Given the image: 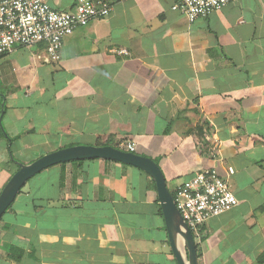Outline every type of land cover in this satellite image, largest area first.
<instances>
[{
  "label": "crops",
  "instance_id": "0c3cea01",
  "mask_svg": "<svg viewBox=\"0 0 264 264\" xmlns=\"http://www.w3.org/2000/svg\"><path fill=\"white\" fill-rule=\"evenodd\" d=\"M77 1L49 0L58 10ZM175 2L115 4L65 38L60 61L43 43L0 55V192L18 169L10 149L20 160L134 141L171 192L204 169L226 177L231 166L239 204L203 225L198 262L264 264V0L235 1L192 23ZM10 247L23 251L20 260ZM0 264L177 260L155 180L96 158L53 165L25 184L0 220Z\"/></svg>",
  "mask_w": 264,
  "mask_h": 264
},
{
  "label": "built area",
  "instance_id": "2783aa9c",
  "mask_svg": "<svg viewBox=\"0 0 264 264\" xmlns=\"http://www.w3.org/2000/svg\"><path fill=\"white\" fill-rule=\"evenodd\" d=\"M126 0H78L71 10H58L49 0H0V55L15 46L43 43L48 59L60 61L63 43L76 29L92 20L107 17L115 4ZM240 0H176L172 8L184 14L190 23L208 18L214 11ZM215 139V146L219 147ZM135 152L136 143L120 146ZM217 148L213 155L218 156ZM228 175L217 168L204 169L185 179L174 191L175 204L190 227L196 244L202 241V227L210 219L239 204L228 178L235 173L228 166Z\"/></svg>",
  "mask_w": 264,
  "mask_h": 264
},
{
  "label": "water",
  "instance_id": "95a60500",
  "mask_svg": "<svg viewBox=\"0 0 264 264\" xmlns=\"http://www.w3.org/2000/svg\"><path fill=\"white\" fill-rule=\"evenodd\" d=\"M4 110L3 107L0 114L1 124ZM12 158L14 159L13 156ZM96 158L131 164L142 169L155 180L158 198L166 221L170 247L177 264H199L194 235L175 204L174 195L168 188L159 163L149 156L113 145L76 144L44 153L30 162L15 159L18 169L0 192V218L13 204L25 184L44 169L64 162Z\"/></svg>",
  "mask_w": 264,
  "mask_h": 264
},
{
  "label": "trees",
  "instance_id": "16d2710c",
  "mask_svg": "<svg viewBox=\"0 0 264 264\" xmlns=\"http://www.w3.org/2000/svg\"><path fill=\"white\" fill-rule=\"evenodd\" d=\"M2 133H3V132H2ZM7 137L10 139V142L15 140L14 138H10L8 135H7ZM71 145H76V144H71ZM71 145H66V146H64V147L71 146ZM98 145H113V144H111L110 141H107L106 143H99ZM113 146H116V147H118V148H121L119 144H118V145H113ZM10 154H11L12 156H14V159H13V160H15L16 157H15V155L13 154V152L11 151V149H10ZM155 161L158 163L157 160H155ZM64 163H66V162H64ZM172 193H173V192H172ZM11 206H12V205H11ZM11 206H10V207H11ZM10 207H9V208H10ZM2 217H3V216H2ZM2 217L0 218V220L2 219ZM197 249H198V251H199V244L197 245ZM11 251H12V252H11ZM9 252H11V253H15V254H16V256H15V260H20L21 257H22V255H23V251H22L21 249H18V248L10 247V251H9ZM263 258H264V254H263Z\"/></svg>",
  "mask_w": 264,
  "mask_h": 264
},
{
  "label": "rangeland",
  "instance_id": "374dc122",
  "mask_svg": "<svg viewBox=\"0 0 264 264\" xmlns=\"http://www.w3.org/2000/svg\"><path fill=\"white\" fill-rule=\"evenodd\" d=\"M36 156H39L38 154H32V153H29V154H25V155H21V156H19L18 158L20 159L19 161H22V162H27V161H25L26 159L25 158H27V159H33V158H35ZM25 159V160H24ZM34 160V159H33ZM170 188H172V186L170 185ZM173 192V191H172Z\"/></svg>",
  "mask_w": 264,
  "mask_h": 264
}]
</instances>
